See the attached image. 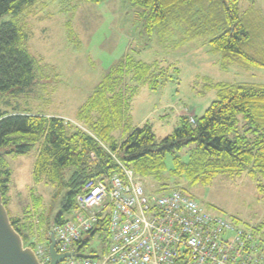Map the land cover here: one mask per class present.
<instances>
[{"label":"trees","instance_id":"16d2710c","mask_svg":"<svg viewBox=\"0 0 264 264\" xmlns=\"http://www.w3.org/2000/svg\"><path fill=\"white\" fill-rule=\"evenodd\" d=\"M38 1L0 0V18L4 14L11 16L0 23V94L14 87L21 91L35 78L37 60L26 47L28 32L20 17ZM128 2L140 9L142 31L149 36L157 30L160 33L166 26L182 23L191 36L207 35L211 50L221 53L222 66L242 63L240 59L261 64L244 52L251 33L250 25L238 11V0ZM206 2L214 4L207 11ZM163 71L157 61L147 63L126 54L123 62L104 75L79 107L76 123L61 116L0 108V193L24 246L42 240L47 243L49 230L68 220L66 214L74 209L75 195L84 183L101 174L120 172L121 165L156 182L160 192L169 189L168 177L184 179L193 185L207 184L220 173L231 176L245 173L264 195V85L210 83L208 86L216 90L217 98L201 116L193 117V123L187 116H179L177 127L162 138L156 137L148 122L128 129L127 82H149L154 88ZM118 128H123L121 140L112 134ZM32 150H35L33 182L51 184L62 192V209L52 219L44 215L43 197L33 188L30 204L25 205L21 215L13 216L8 210L11 171L4 156ZM182 150L187 160L176 154ZM167 153L175 154L168 174L164 163ZM106 229V219H102L95 231L104 233ZM255 230L264 239V222Z\"/></svg>","mask_w":264,"mask_h":264},{"label":"rangeland","instance_id":"374dc122","mask_svg":"<svg viewBox=\"0 0 264 264\" xmlns=\"http://www.w3.org/2000/svg\"><path fill=\"white\" fill-rule=\"evenodd\" d=\"M204 6L207 11L214 4L206 2ZM237 6L245 23L250 25L251 37L243 47L244 52L262 65L240 59L242 63L222 66L221 53L211 50L207 35L191 36L182 23L166 26L160 33L157 30L149 36L142 31L140 9L132 7L128 0H39L20 17L28 32L26 47L37 60L35 78L21 91L14 87L1 93L0 108L64 115L66 120L76 123L79 107L95 86L123 62L126 54H131L147 63L157 61L164 74L157 78L154 88L149 82H127L126 127L148 122L156 137L162 138L177 127L179 116L185 115L188 120L199 117L217 98L216 90L208 86L210 83L264 85V0H238ZM9 19L10 14H4L0 23ZM112 134L121 140L123 128L113 130ZM176 154L187 160L183 150ZM174 155L167 153L164 158L166 174ZM34 158L35 150L4 156L11 171L8 210L13 216L21 215L25 205L30 204L28 196L33 188L43 197L44 215L52 219L62 209V192L51 184L33 182ZM142 179L146 191L162 193L156 182ZM167 183L170 190L188 191L204 210L220 212L256 237L263 236L255 227L264 222V195L247 174L220 173L207 184L193 185L184 179L168 177ZM66 215L71 219V213ZM84 238L87 241L79 245V255L103 252L106 244L103 233L97 231Z\"/></svg>","mask_w":264,"mask_h":264},{"label":"built area","instance_id":"2783aa9c","mask_svg":"<svg viewBox=\"0 0 264 264\" xmlns=\"http://www.w3.org/2000/svg\"><path fill=\"white\" fill-rule=\"evenodd\" d=\"M102 219L103 252L79 255ZM53 229L56 251L75 252L58 264H264L262 237L204 210L184 189L146 191L142 177L122 165L120 172L88 179L75 195L71 219ZM30 247L39 264H50L48 239Z\"/></svg>","mask_w":264,"mask_h":264},{"label":"water","instance_id":"95a60500","mask_svg":"<svg viewBox=\"0 0 264 264\" xmlns=\"http://www.w3.org/2000/svg\"><path fill=\"white\" fill-rule=\"evenodd\" d=\"M48 253L50 264H58L71 253H58L55 249V235L53 227L49 230ZM0 264H39L33 249L24 246L21 236L13 228L8 211L2 202L0 193Z\"/></svg>","mask_w":264,"mask_h":264},{"label":"crops","instance_id":"0c3cea01","mask_svg":"<svg viewBox=\"0 0 264 264\" xmlns=\"http://www.w3.org/2000/svg\"><path fill=\"white\" fill-rule=\"evenodd\" d=\"M46 115L49 116L50 114H46ZM51 115H54V116H61V117H63V118H67V117H65L64 115H58V114H56V115H55V114H51ZM34 160H35V158H34ZM33 163H34V162H33ZM32 167H33V166H32ZM31 172H32V171H31ZM28 197L30 198V193H29V196H28ZM18 204H20L19 201H17V205H18ZM20 205H21V204H20ZM9 212H10V211H9Z\"/></svg>","mask_w":264,"mask_h":264}]
</instances>
